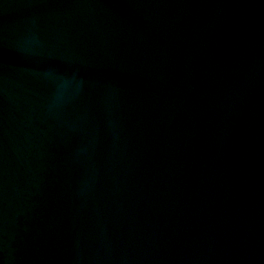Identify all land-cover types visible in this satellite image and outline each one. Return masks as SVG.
Instances as JSON below:
<instances>
[{
	"label": "water",
	"instance_id": "95a60500",
	"mask_svg": "<svg viewBox=\"0 0 264 264\" xmlns=\"http://www.w3.org/2000/svg\"><path fill=\"white\" fill-rule=\"evenodd\" d=\"M0 264H264V0H0Z\"/></svg>",
	"mask_w": 264,
	"mask_h": 264
}]
</instances>
